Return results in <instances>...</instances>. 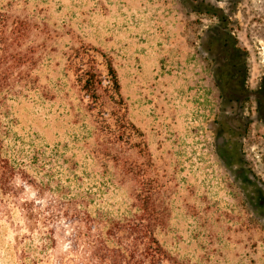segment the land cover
<instances>
[{
	"label": "rangeland",
	"instance_id": "obj_1",
	"mask_svg": "<svg viewBox=\"0 0 264 264\" xmlns=\"http://www.w3.org/2000/svg\"><path fill=\"white\" fill-rule=\"evenodd\" d=\"M0 12L8 23L28 25L24 79L4 100L0 94L10 140L23 139L27 150L33 142L45 155L56 147L62 177L75 169L90 175L85 184L103 182L109 203H132L147 183L142 175L156 180L164 222L155 233L176 256L264 264V123L253 114L241 137L244 119L226 120L216 79L217 31L225 30L242 51L248 86H256L264 70V0H0ZM83 47L95 50L102 78L109 60L125 118L145 146L102 144L119 162L88 156L99 137L112 136L105 126L94 130L67 67L71 51ZM123 166L130 168L124 181ZM23 196L33 197V189ZM13 236L0 237V264H12Z\"/></svg>",
	"mask_w": 264,
	"mask_h": 264
},
{
	"label": "trees",
	"instance_id": "obj_2",
	"mask_svg": "<svg viewBox=\"0 0 264 264\" xmlns=\"http://www.w3.org/2000/svg\"><path fill=\"white\" fill-rule=\"evenodd\" d=\"M27 26L20 21L8 23L0 12L3 100L15 83H22L25 71L21 68L30 62L28 51L20 49ZM67 67L86 99L84 110L93 119L94 130L105 126L112 136L108 142L99 137L88 156L119 162V156L111 154L112 147L104 143L121 142L138 152L145 150L140 133L125 118L119 82L109 60L102 78L96 70L95 50L83 47L71 51ZM108 106H112L110 112ZM2 117L8 118L0 113V237L8 230L14 233L7 245L12 264H206L202 258L176 256L158 240L155 229L164 217L158 209L156 180L142 175L147 183L132 203L104 201L107 187L103 182L85 184L84 178L90 175H77L75 169L62 177L58 149L53 147L45 155L28 142L27 150L23 139L10 140L11 119L5 122ZM111 117L112 129L106 124ZM129 174L125 166L119 172L123 181ZM29 188L33 197H24Z\"/></svg>",
	"mask_w": 264,
	"mask_h": 264
},
{
	"label": "flooded vegetation",
	"instance_id": "obj_3",
	"mask_svg": "<svg viewBox=\"0 0 264 264\" xmlns=\"http://www.w3.org/2000/svg\"><path fill=\"white\" fill-rule=\"evenodd\" d=\"M217 32L219 33L217 38L220 51L217 58L222 59V62L219 64L216 79L221 89L224 90V96L221 93L223 110L226 116L231 117L226 119L229 122L244 119L243 125H239L240 135L244 137L248 133L249 121L253 114L259 118V121L264 123V70L258 78L256 86L250 89L248 86V70L243 65V54L239 45L233 37L230 39L225 30H218ZM235 60L238 63L237 68Z\"/></svg>",
	"mask_w": 264,
	"mask_h": 264
}]
</instances>
